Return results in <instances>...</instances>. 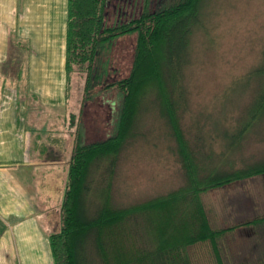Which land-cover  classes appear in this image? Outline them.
<instances>
[{
    "label": "rangeland",
    "instance_id": "374dc122",
    "mask_svg": "<svg viewBox=\"0 0 264 264\" xmlns=\"http://www.w3.org/2000/svg\"><path fill=\"white\" fill-rule=\"evenodd\" d=\"M144 1L107 0L106 24L137 17ZM156 2L151 0V11ZM200 19V26L190 36L183 71L186 101L180 121L184 136L206 175L212 169L233 171L264 160V112L239 141L231 143L232 135L247 119L249 106L262 86L256 77L248 75L264 60V0H202ZM135 38V34L124 35L102 54L107 60L106 83L128 75ZM82 86L81 79H73L67 111L55 114L62 124L63 140L67 132L71 141L64 140L57 151L52 149L53 159L47 156L34 166L36 200L43 201L45 206L40 221L44 227L51 226L52 231H59L61 226L59 203L73 135L78 127L71 123L70 113L80 108ZM100 86L95 87L93 99L83 108L81 119L86 143L104 139L113 128L115 92L110 89L101 93ZM130 131L111 176L106 172V158L91 170L88 198L93 209L101 201L99 190H104L109 179V202L115 208L143 203L188 186L175 141L153 104L152 94L145 96ZM201 198L212 227L236 226L217 240L222 264H260L264 255V226L243 223L264 216V175L209 190ZM192 206L187 197L179 203L177 212L189 213ZM149 223L147 213L123 220L114 228L119 230V244L136 255L152 250L155 239ZM54 224L58 228H53ZM184 254L189 264H218L209 241L188 245ZM92 256H88L87 264H102Z\"/></svg>",
    "mask_w": 264,
    "mask_h": 264
},
{
    "label": "trees",
    "instance_id": "16d2710c",
    "mask_svg": "<svg viewBox=\"0 0 264 264\" xmlns=\"http://www.w3.org/2000/svg\"><path fill=\"white\" fill-rule=\"evenodd\" d=\"M201 1L157 0L151 11V0H145L137 17L109 25L104 14L107 0H67L65 95L68 101L76 78L83 81V96L79 99L80 108L70 113L73 115L71 123L78 127L68 160L60 209L61 226L59 231L48 235L53 264H87L90 257L94 258L92 254L102 264H189L185 248L203 241L210 242L218 264H222L217 240L235 226L212 227L201 194L264 175V160L233 171L212 169L204 175V167L198 163L196 153L182 131L180 113L186 101L183 71L190 36L193 29L200 26ZM128 34L136 36L129 73L106 83L107 60L102 54L116 39ZM250 76L256 77L262 86L249 106L247 119L236 135H232L231 143L239 141L264 112V60ZM97 86L101 93L110 89L115 92L114 123L104 139L86 143L81 118L85 103L93 99ZM148 94H152L153 104L175 141L188 186L143 203L115 208L109 202V179L104 190H99L101 201L93 209L88 198L91 170L106 158V172L111 176L117 156L131 135L136 115ZM187 197L193 205L192 210L177 212L179 203ZM140 213L148 214L155 246L136 255L119 244V230L114 228ZM243 224L259 226L264 224V216L251 218ZM260 264H264V255Z\"/></svg>",
    "mask_w": 264,
    "mask_h": 264
},
{
    "label": "crops",
    "instance_id": "0c3cea01",
    "mask_svg": "<svg viewBox=\"0 0 264 264\" xmlns=\"http://www.w3.org/2000/svg\"><path fill=\"white\" fill-rule=\"evenodd\" d=\"M66 19L67 0H0V264H53L33 179L71 141L55 118L67 111Z\"/></svg>",
    "mask_w": 264,
    "mask_h": 264
}]
</instances>
